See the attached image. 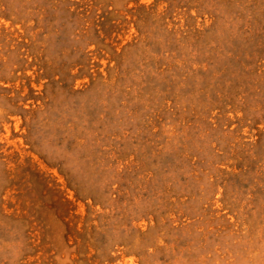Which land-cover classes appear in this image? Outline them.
Returning a JSON list of instances; mask_svg holds the SVG:
<instances>
[{"label": "rangeland", "instance_id": "rangeland-1", "mask_svg": "<svg viewBox=\"0 0 264 264\" xmlns=\"http://www.w3.org/2000/svg\"><path fill=\"white\" fill-rule=\"evenodd\" d=\"M0 264H264V0H0Z\"/></svg>", "mask_w": 264, "mask_h": 264}]
</instances>
